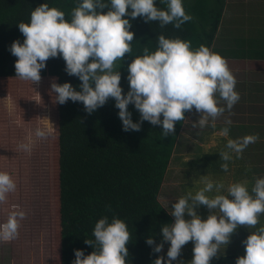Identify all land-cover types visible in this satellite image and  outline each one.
I'll use <instances>...</instances> for the list:
<instances>
[{"label":"clouds","instance_id":"9594fccd","mask_svg":"<svg viewBox=\"0 0 264 264\" xmlns=\"http://www.w3.org/2000/svg\"><path fill=\"white\" fill-rule=\"evenodd\" d=\"M166 8L156 7L155 0H78L70 19L56 7L44 2L32 9L28 22H19L18 29L24 39L13 40L9 51L17 57L14 61L16 77L21 80L38 82L40 70L50 57L58 54L65 62V72L78 77L79 90L70 82L51 83L55 101L63 104L67 100L82 102L84 110L93 112L114 98V106L124 131L140 129L142 121L161 125L162 136L174 132V123L185 119V111L195 109L199 113L195 128L205 127L216 117L231 110L239 100L235 90L236 80L226 60L209 47L201 44L197 48L190 41L179 37H157V48L150 52L143 49V55L133 57L127 65L128 90L122 92L121 74L116 62H122L125 53L131 52L130 42L134 33L130 31V20L141 16L146 22L159 21L163 27L169 23L180 28L192 19L186 13L183 0H161ZM107 9L106 11H103ZM224 104L220 105L219 101ZM132 104L139 112V119L133 122L127 106ZM162 117V118H161ZM230 120L225 121L221 135L228 136ZM214 126V123H213ZM35 136L44 138L48 131L35 129ZM258 139L257 134H246L237 139H227L224 150L219 152L225 161L221 168L228 170V163L239 158L243 149ZM24 151L31 150L30 143L19 145ZM203 186L194 194L188 192L171 204L169 214L174 222L161 226L162 242L156 243L153 252L159 253L163 241L169 242L166 257L157 256L155 264H172L177 260L181 247L193 242L192 258L189 264H210L219 253L221 245L230 242V236L239 225L254 226L258 216L264 213V177L255 180L251 191L247 182H233L220 191L223 184L206 175L201 176ZM16 183L7 172L0 171V202L7 194L15 191ZM215 191V195L208 193ZM200 205L210 211L201 219L195 209ZM7 219L0 222V241H10L18 236L20 220L26 213L14 206ZM187 213L190 219H185ZM92 239L84 243L93 250L85 255L83 249H74L75 259L71 264H126V244L130 239L127 224L113 216L96 220ZM153 245L149 236L146 241ZM244 255L237 256L235 264H264V226L259 227L241 241ZM183 260L177 261L182 264Z\"/></svg>","mask_w":264,"mask_h":264},{"label":"trees","instance_id":"16d2710c","mask_svg":"<svg viewBox=\"0 0 264 264\" xmlns=\"http://www.w3.org/2000/svg\"><path fill=\"white\" fill-rule=\"evenodd\" d=\"M44 2L70 19L78 0H0V117L53 122L57 264H71L74 249H83L85 255L93 250L84 240H94L92 229L101 216H107L109 222L113 216L126 222L130 233L126 264H155L167 242L163 241L159 253L152 251L162 242L161 226L174 222L160 195L185 119L175 122L174 132L167 136L161 135V125L148 121H142L138 131H124L114 98L109 97L91 113L84 110L82 102H56L52 82L67 81L77 90L80 84L77 76L65 72L59 54L46 61L38 82L16 77L17 57L10 53L9 46L13 40L23 42L18 23L28 22L32 9ZM191 2L183 1L192 19L180 28L172 23L161 27L159 21L146 22L139 15L128 17L134 35L131 52L125 53L121 63L127 66L133 57L144 54V48L154 51L161 34L190 41L192 48L203 44L210 49L225 0ZM155 5L166 8L161 0H155ZM7 84L16 91L13 96L7 92ZM257 224L252 232L264 226V213L259 214ZM149 236L154 241L151 246L145 242Z\"/></svg>","mask_w":264,"mask_h":264},{"label":"rangeland","instance_id":"374dc122","mask_svg":"<svg viewBox=\"0 0 264 264\" xmlns=\"http://www.w3.org/2000/svg\"><path fill=\"white\" fill-rule=\"evenodd\" d=\"M188 1L192 3L191 1L195 0ZM261 3L264 1L246 3L240 7H248L251 12L263 13L264 6ZM260 6H262L261 10H259ZM116 66H120L118 69L121 74L120 85L122 92H126L128 90L127 66L120 61L116 62ZM7 92L13 96L16 91L7 84ZM127 108L132 118L138 120L139 112L134 106L130 103ZM38 127L46 129L48 135L44 138L36 137L34 133ZM23 143H30L31 150L21 149L19 145ZM183 144L174 152L175 155L173 154L161 190L160 201L169 211H171V204L180 196L188 192L194 194L203 186L201 174L222 183L224 187L220 191L226 194L227 182L222 181L217 173L221 165L220 161L215 160L218 156L210 155L201 160L204 164L196 163L194 169L198 176L196 180H193L188 165L187 144L185 147ZM0 171L9 173L16 183L15 191L8 193L6 200L0 202V222L7 219L9 212L16 210L14 206H19V209L26 213L25 217L20 220L18 236L10 241H0V264L4 257L6 261L11 260L14 264H57L53 122L23 118L9 120L0 117ZM215 194V191L208 193L210 196ZM200 209L205 210L206 217L211 211L206 206L200 205L195 209L199 216L201 212L197 210ZM184 218L190 219L187 213L184 214ZM252 227L239 225L230 236L233 244L229 248L221 245L218 255L211 259L210 264H225L217 261V258L220 254L231 252L230 255H232V251L238 250L239 240L242 241L243 236L245 239L252 232ZM189 241L182 245L177 260L172 264H177L179 260H183L182 264H189L192 258V249L191 252L189 249L192 241ZM168 247L169 242H166L162 257H166Z\"/></svg>","mask_w":264,"mask_h":264},{"label":"crops","instance_id":"0c3cea01","mask_svg":"<svg viewBox=\"0 0 264 264\" xmlns=\"http://www.w3.org/2000/svg\"><path fill=\"white\" fill-rule=\"evenodd\" d=\"M255 1L259 0H225L220 25L210 47L211 51L226 60L236 80L235 90L239 93V100L231 110L225 108L214 122L203 128L192 126L199 113L195 109L187 111L175 148L176 151L181 144L185 143L184 147L187 144L190 175L196 180L198 173L195 172L194 165L200 162L204 164L201 160L212 155L218 156L216 161L225 163L220 159L219 152L224 150L227 139L257 134L258 139L249 143L239 158H235L233 154V159L227 161V171L222 169L221 165L217 170L219 178L227 182V186L233 182L246 181L249 191L257 178L264 177V12H251L248 7L240 6ZM261 5L264 6V3ZM219 103L224 104L222 100ZM226 120H230L231 124L228 125V136H223L220 130L225 126ZM197 211L201 212V219L206 218L204 209ZM254 227L255 225L252 228ZM232 244L230 240L223 247L229 248ZM237 246L239 249L232 251V255L231 252L220 254L217 261L225 264L235 263L236 257L244 255L245 251L240 240ZM192 248L193 242L190 244V252ZM2 264L14 263L11 260L6 261L4 257Z\"/></svg>","mask_w":264,"mask_h":264}]
</instances>
